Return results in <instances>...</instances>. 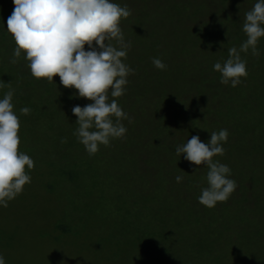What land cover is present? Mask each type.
<instances>
[{
	"label": "rangeland",
	"instance_id": "1",
	"mask_svg": "<svg viewBox=\"0 0 264 264\" xmlns=\"http://www.w3.org/2000/svg\"><path fill=\"white\" fill-rule=\"evenodd\" d=\"M112 2L131 11L120 27L130 45L123 62L134 72L125 94L109 100L131 122L122 120L125 136L94 156L73 134L78 118L72 113L92 101L74 96L66 103L56 87L48 94L45 84H56L58 75L53 83L29 84L28 61L22 52L11 62L6 37L0 98L14 90L19 151L35 166L31 183L0 207V255L6 264H264V65H254L260 58L264 63V39L258 57L241 53L248 75L237 87L222 84L213 68L226 61L225 49H239L247 39L245 14L257 0ZM4 33L0 27V39ZM24 107L28 115L20 112ZM230 114L246 120L243 127ZM221 129L228 141L213 159L230 168L237 187L226 202L208 208L198 201L208 168L171 154L192 136L206 143Z\"/></svg>",
	"mask_w": 264,
	"mask_h": 264
},
{
	"label": "clouds",
	"instance_id": "2",
	"mask_svg": "<svg viewBox=\"0 0 264 264\" xmlns=\"http://www.w3.org/2000/svg\"><path fill=\"white\" fill-rule=\"evenodd\" d=\"M13 3V12L7 19V30L17 45L11 62L16 63L23 52L34 78L53 83L58 75L65 88H74L76 96L92 101L84 107L72 108L78 118L73 134L90 156H94L101 145L110 146L112 140L123 138L127 129L122 120H131L116 99L109 100V95L112 98L124 95L127 78L134 72L123 62L130 45L120 27L121 20L131 15L129 8L112 0H13ZM243 32L247 39L239 49L230 48L229 58L223 64L213 65L224 85L237 87L242 78L247 77V64L241 53L260 55L258 44L264 39V0H257L245 14ZM86 45L89 50H85ZM152 63L159 70L166 69L159 58H153ZM3 87L0 84V88ZM13 96L14 90L9 89L0 98V207L3 208L31 183L28 172L35 166L29 155L19 151L20 121L14 111ZM20 112L28 115L30 108L24 107ZM228 137V130L221 129L211 132L206 143L199 136H192L176 148L178 156L183 155L185 160L208 168V186L198 197L199 203L208 208L226 202L237 187L229 178L230 168L213 159L224 154L223 144ZM175 179L181 183L183 177ZM0 264H6L3 255H0Z\"/></svg>",
	"mask_w": 264,
	"mask_h": 264
},
{
	"label": "trees",
	"instance_id": "3",
	"mask_svg": "<svg viewBox=\"0 0 264 264\" xmlns=\"http://www.w3.org/2000/svg\"><path fill=\"white\" fill-rule=\"evenodd\" d=\"M7 6H9V8L7 9L6 7ZM13 9H14V3H12L10 0H0V27H2V29H5L7 32H8V30H7V19H8V17H7V15L9 16L10 15V12L12 13L13 12ZM137 26V25H136ZM6 37H8L10 40H11V47L13 48V50L15 49V47L17 46L16 44H15V41H14V39H13V36H12V34H10L9 32H8V36L6 35V33H4L3 34V36H2V39H0V41H2L3 40V43L5 44L4 46L5 47H2V48H0V64H2V65H7L8 64V60L6 59V47L9 45V43L7 44V39L8 38H6ZM14 45V46H13ZM223 54L225 53V57H226V60L229 58V49L227 48V49H225L223 52H222ZM13 55V54H12ZM243 56V55H242ZM13 58V57H12ZM21 58H23V56H21L20 57V59ZM262 60H261V58L260 59H257L256 60V63L254 64V65H259V64H261V65H264V63H260ZM165 71V70H164ZM19 72V71H18ZM166 72H167V70H166ZM184 72V71H183ZM20 73V72H19ZM163 74H164V72H162ZM247 73H248V70H247ZM21 74V73H20ZM32 78V79H31ZM31 78H28V83L29 84H34V83H42V79H40V80H37L36 78H34L33 76L31 77ZM221 78H219L218 80H220ZM264 84V83H263ZM59 85H61V83H60V81H58L56 84H50V85H48L47 83L45 84V86H47V88H48V90H46V92H48V94H51V95H53L52 93H54V90L55 89H53L54 87H56L57 88V90H55V92H56V96L57 97H62V99L67 103H69V102H72V100L74 99V96H76L75 95V90H74V88L73 89H69V88H64V92L62 93V89H60V90H58V88H59ZM198 88L199 87H201V88H203L204 87V85H202V86H197ZM261 88H262V91H264V85H262L261 86ZM205 91L208 89V87H204L203 88ZM238 89V88H237ZM258 89V88H257ZM202 91V90H201ZM62 93V94H61ZM46 94V93H45ZM61 94V95H60ZM60 95V96H59ZM254 95V94H253ZM257 95H259V94H255V96H257ZM54 96V95H53ZM53 96H51V97H53ZM257 97H259V98H262V96L260 97V96H257ZM171 99H173V98H171ZM175 100L176 99H173V102L171 103V104H176L177 105V103H178V100H176V102H175ZM261 100V99H260ZM259 100V101H260ZM264 101V100H263ZM261 102V101H260ZM259 102V103H260ZM50 103H52V102H50ZM258 103V104H259ZM258 104H257V106H258ZM172 106V105H171ZM256 107V106H255ZM246 108L249 110L250 108H249V105L248 106H246ZM229 110V109H228ZM231 110H236V109H231ZM242 110H245V107L243 108V109H240V111H242ZM131 111H134V109L132 108V110ZM237 111V110H236ZM239 111V112H240ZM249 112L250 113H248V115L249 114H251V113H253V111H250L249 110ZM140 113V111L138 112V114ZM226 113H228V112H226ZM244 114V113H243ZM139 116H141V117H143V115H139ZM229 116V118L230 119H232V120H234L235 121V123L237 124V125H240L241 127H243V124H244V122H246V120H244V119H241L240 120V122L238 121V117L237 116H235V115H228ZM234 130H238L237 128H234ZM169 139H172V137L171 136H169ZM239 143H241L242 144V142L240 141H238V145H239ZM77 147V146H76ZM237 147V146H236ZM78 150L79 151H82V149L81 148H78ZM257 151H255V152H260V151H258V149H256ZM252 153L254 154V150H252ZM258 155L259 156H261V152L260 153H258ZM174 156H178V155H175V154H171V158L173 157L174 158ZM179 157V156H178ZM181 160H182V158H180ZM171 161H173V159L171 160ZM101 179H104V178H101ZM105 180V179H104ZM99 182H100V177H99ZM107 182V180H105V183ZM100 184V183H99ZM94 191H95V189H94ZM96 193H98V191H96L95 192V195H96ZM157 193V192H156ZM99 194V193H98ZM227 207V206H226ZM229 208H226V210H228ZM242 220H243V218H242Z\"/></svg>",
	"mask_w": 264,
	"mask_h": 264
}]
</instances>
